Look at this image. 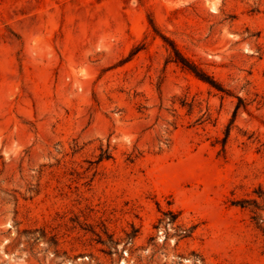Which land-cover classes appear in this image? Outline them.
Here are the masks:
<instances>
[{
    "label": "rangeland",
    "instance_id": "obj_1",
    "mask_svg": "<svg viewBox=\"0 0 264 264\" xmlns=\"http://www.w3.org/2000/svg\"><path fill=\"white\" fill-rule=\"evenodd\" d=\"M0 264H264V0H0Z\"/></svg>",
    "mask_w": 264,
    "mask_h": 264
},
{
    "label": "trees",
    "instance_id": "obj_2",
    "mask_svg": "<svg viewBox=\"0 0 264 264\" xmlns=\"http://www.w3.org/2000/svg\"><path fill=\"white\" fill-rule=\"evenodd\" d=\"M176 58L177 60L186 68H188L190 71H192L196 76L207 80L205 78V75H203V72L200 71V69H198L192 62H190L188 59H186L185 57H183L182 55H180L179 53L176 52ZM213 82V81H210Z\"/></svg>",
    "mask_w": 264,
    "mask_h": 264
}]
</instances>
